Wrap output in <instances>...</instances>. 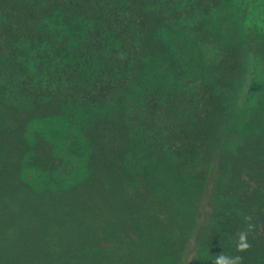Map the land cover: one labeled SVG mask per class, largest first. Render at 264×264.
I'll use <instances>...</instances> for the list:
<instances>
[{
    "label": "trees",
    "instance_id": "trees-1",
    "mask_svg": "<svg viewBox=\"0 0 264 264\" xmlns=\"http://www.w3.org/2000/svg\"><path fill=\"white\" fill-rule=\"evenodd\" d=\"M226 1L0 0V264L165 262L169 235L195 230L187 193L204 194L216 162L197 264H264V31L204 60L202 25ZM246 53L256 95L239 108ZM72 107L96 109L56 134L74 161L26 130ZM22 161L59 184L29 183Z\"/></svg>",
    "mask_w": 264,
    "mask_h": 264
},
{
    "label": "rangeland",
    "instance_id": "rangeland-1",
    "mask_svg": "<svg viewBox=\"0 0 264 264\" xmlns=\"http://www.w3.org/2000/svg\"><path fill=\"white\" fill-rule=\"evenodd\" d=\"M264 8V0H227L224 4H222L215 13L212 14L210 18L202 25L200 33H203L204 39L202 51V58L205 60H211L215 56L212 45L217 44L218 42H222L226 40L228 36H235L237 40H242L247 35L254 36L258 35L257 31H264V12L261 10ZM244 38V39H245ZM217 56V55H216ZM245 58V66H244V75L241 77L240 84L237 87V90L234 93L233 99H235V106L241 108L246 102L245 98L250 96H255L256 89H249L247 84H249L251 78L253 77L254 72L257 73L256 68V60L250 54L246 53ZM255 65V68H254ZM254 80V78H253ZM243 93H248L247 96L241 95ZM249 105V101L247 106ZM22 106V105H21ZM251 106V105H250ZM66 115H70L71 117L67 118V120L59 119L58 124H50V118L46 115L45 119H38L34 121L32 119L30 124L26 127L28 136L30 139L35 140L39 139L37 137H43L47 141L53 144L54 152L58 155H62V151H64L67 155L66 151V141L64 139L59 140L56 137V134L60 133L61 129L69 128L70 133L73 135L78 130L84 126V118L83 116L88 114L87 112H96L92 111H84L85 109H81L78 107H72L70 109H66ZM113 110V109H112ZM124 110V108H123ZM126 110V109H125ZM117 111V110H116ZM110 112V111H109ZM119 113L118 115H120ZM111 117H107L110 119ZM72 143V142H71ZM72 155V154H71ZM66 160L74 161L76 156H66ZM84 160V159H83ZM85 163V161H83ZM66 163V162H65ZM77 172H79L82 176L79 180H83L87 176V166L85 164H81ZM210 172L207 175V180L205 183V189L203 195L200 197L193 193L192 196L187 193L192 199L199 201L198 203L192 202L194 206L197 205L198 213L195 220V230L192 232H188V234H182L177 231L169 235V239L174 241L176 238L177 250H172L174 254H171V259H166L165 262L161 259L151 258L150 262H144V264H197L199 261V251L202 247V234L200 235L201 230L204 225L208 223L211 211H212V202L210 194L212 193L213 186L216 181L217 176V162L210 166ZM193 167H189V171H193ZM21 172L26 181L32 183L33 185H41V186H49L55 187L57 186L60 179L54 177L52 179H48L45 176V172L41 170L40 167L28 164L25 161L21 162ZM73 173V172H72ZM52 174V173H51ZM185 175V170L182 172ZM53 175L56 176L54 173ZM74 175H71L70 179L67 181L68 183L73 182ZM71 181V182H70ZM162 188H165L164 185L160 184ZM162 216L163 210L159 211ZM161 220H165V218H161ZM184 242H186L184 250L180 247H183ZM157 259V260H156ZM128 264H130L128 262ZM137 264V263H134ZM143 264V263H139Z\"/></svg>",
    "mask_w": 264,
    "mask_h": 264
},
{
    "label": "clouds",
    "instance_id": "clouds-1",
    "mask_svg": "<svg viewBox=\"0 0 264 264\" xmlns=\"http://www.w3.org/2000/svg\"><path fill=\"white\" fill-rule=\"evenodd\" d=\"M252 226L249 225V228ZM250 245L247 243V233L241 232L239 234V240L237 243V251L247 250ZM214 264H242V258L240 256H229V255H216Z\"/></svg>",
    "mask_w": 264,
    "mask_h": 264
}]
</instances>
